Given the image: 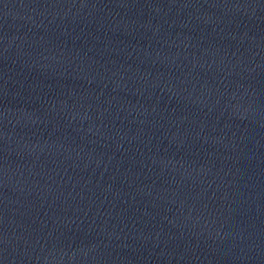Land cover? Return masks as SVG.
Here are the masks:
<instances>
[{"label":"water","instance_id":"obj_1","mask_svg":"<svg viewBox=\"0 0 264 264\" xmlns=\"http://www.w3.org/2000/svg\"><path fill=\"white\" fill-rule=\"evenodd\" d=\"M0 264H264V0H0Z\"/></svg>","mask_w":264,"mask_h":264}]
</instances>
